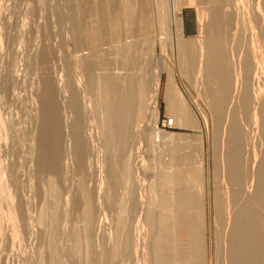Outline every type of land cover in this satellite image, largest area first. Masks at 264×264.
<instances>
[{
	"label": "rangeland",
	"instance_id": "374dc122",
	"mask_svg": "<svg viewBox=\"0 0 264 264\" xmlns=\"http://www.w3.org/2000/svg\"><path fill=\"white\" fill-rule=\"evenodd\" d=\"M123 1L95 0L97 5L94 3V6L92 0H0V264H237L236 258L234 261L232 257L236 255L232 248L239 243L237 237H243L238 234L246 228L248 222L253 225L246 235L251 240L241 239L239 245L246 246L251 256L249 264L254 260L253 264H264V208L255 196L256 193H264V184L261 182L264 171V24H261L264 23V16L259 15L261 23L256 21L259 12L264 13V1L222 0V6L217 8L225 25L211 30V36H218L226 56L221 80L223 77L228 78V82H225L228 88L226 86L222 97L215 96V90H211V87L218 88L217 80L206 85L208 80L199 74L201 51L198 50V43L210 38V32L205 36L199 32L191 39L180 37L178 27L174 29L175 26L168 20L171 18L170 1L160 3L158 0H134L133 3L130 0L134 6L129 11L124 9ZM199 1V5H187V0H178V16L182 19L183 13L192 11L197 15L194 21L200 29V14L212 15L216 9L213 11L210 1L201 0L202 4ZM199 6L207 12L203 8L204 12L201 11ZM131 13L133 17L136 16L134 21H129L133 20V17H128ZM160 14L163 15L161 19ZM211 15L208 21L214 26L215 17ZM165 19L171 27H167V24L164 28L161 26ZM144 20L154 22L150 21V24ZM74 22L81 24L79 28L83 30V34L78 35V41L90 50L93 57H101L99 59L102 63L98 57H94V64L99 63V66L92 64L93 67L90 65L87 68L83 64L81 67L83 85L80 100L86 98V106L91 101L90 105L94 109L90 119L84 118L82 127L88 149L85 157L87 160L84 158L83 164L89 163L88 167L83 164L82 167H86L89 172L82 167L81 171H75L71 159H63L66 156L63 157L64 150L70 151L71 146H66L62 141L63 175L56 179L55 198L53 189H50L52 175L49 177V172L46 175L48 170H44L46 177L40 174V167L36 169L40 161V141L36 140H40L42 131L45 80L57 81L63 75L62 64L67 56L65 50L68 47V53H72V42L77 39L74 32L77 25ZM91 28H99L100 31L93 35L87 32ZM143 38L144 41L141 40ZM149 38L151 42L153 40L154 50ZM131 41L135 42L134 46H138V51H135L134 46L131 47L136 55L139 54L137 57L125 47ZM139 41H142L145 49ZM144 43L151 45L145 47ZM260 45H263L262 49ZM148 47L152 48L153 56L147 52ZM105 49L112 50V53L108 51V56H104L107 53ZM120 50V54L126 53L124 57L118 54ZM129 51L133 57L127 54ZM100 52L108 59L104 64ZM141 53L146 55L143 58L145 62L148 60L144 64H150L147 67L151 68L144 65L145 72L151 73L156 62L164 60V68L173 70V78L167 72L162 76L157 104L158 118L152 114L150 99L142 108L137 107L135 100L130 107L124 106L129 113L123 121H119L116 115L121 108L119 103L123 101H119L122 94L117 93L121 90V82L118 83L117 76L113 79V74H125L130 65L143 64V59H140L142 57L138 58ZM45 54L47 59L41 60ZM109 54L113 55L109 57ZM114 55L122 61L124 59L126 65L129 63L127 68L123 62L119 64L120 59L115 61ZM257 58L263 66H258L261 63H257ZM240 59H243V66L239 63ZM108 64H114V67ZM111 67L116 69L111 70ZM85 73L88 77L86 81ZM97 75L100 76L99 81ZM171 79H174L182 95V99L177 96L176 99L178 102L180 100V107L186 112L184 116H178L171 110L173 107L169 106L166 91ZM88 80H92V83ZM241 80L249 84L244 85ZM135 82L128 81L133 98L136 94ZM63 93L61 96L57 94L60 97L56 96L57 100L62 101ZM244 95L246 100L242 99ZM218 98L220 105L213 108L219 112L216 115L209 102L212 99L217 102ZM242 100L248 102L247 105L243 106ZM61 101V112H65V103ZM189 110L194 113L193 116ZM188 113L191 118H188ZM165 119L174 120L171 129L163 127ZM148 124L155 129L151 130ZM85 131L88 135H85ZM233 131L244 134L243 139L231 137ZM158 132L172 137L173 141L167 143L162 138L154 145L151 138ZM164 142L168 144L167 147ZM234 145H237L236 148ZM175 155V159L171 158ZM138 164H142L140 170ZM185 168L190 170H187L184 180L189 174V178L195 181L191 188V202L185 205L182 202L178 204L176 200L170 204L168 200L165 209L164 192L157 195L156 183L159 177L162 182L173 178L174 170ZM65 197L70 199L67 201ZM71 197L75 198V202L79 200L73 207L67 205ZM89 201L92 206L88 204ZM89 210L95 212H92L95 216L91 217L95 231L93 228L87 229L85 235L87 224L84 217ZM186 211L187 214L184 213ZM180 212V216L185 218L177 228V214ZM160 213L162 218L172 221L167 220L166 224L171 227L162 235L158 233ZM195 225H198V229L195 228L197 237H190L191 232L188 231L193 230ZM257 237L260 243L253 242ZM192 240L197 245L195 256L191 247Z\"/></svg>",
	"mask_w": 264,
	"mask_h": 264
},
{
	"label": "bare ground",
	"instance_id": "6f19581e",
	"mask_svg": "<svg viewBox=\"0 0 264 264\" xmlns=\"http://www.w3.org/2000/svg\"><path fill=\"white\" fill-rule=\"evenodd\" d=\"M44 1V0H43ZM63 1V0H62ZM74 1V0H73ZM78 1V0H77ZM84 1V0H83ZM95 0H92V4L94 5V3L97 5V2H94ZM97 1V0H96ZM105 1V0H104ZM125 1V5H124V9H126L127 11H129V10H131V8L134 6H132V4L130 3V0H124ZM123 1V2H124ZM157 1V0H156ZM160 1V3L163 1H167V3H168V1H170V3H171V18L170 19H168V20H170L169 22H171V25H173V26H175V28L174 29H176V27H178L177 29H179V31H180V37H183V31H182V19L178 16L179 15V12H180V10H179V5H178V0H158V2ZM199 1V0H198ZM198 1L197 0H194V1H192V0H187V5L188 4H192V5H194L195 3H198ZM201 1V0H200ZM199 1V2H200ZM207 1H210V2H212V4H213V11H215V9H216V12H212V15H211V17L212 16H214L215 17V20H214V26H213V24L211 25L210 23H209V21H208V19H209V17L208 16H210L209 14H208V16L207 15H204V14H202L201 12V14H200V20H201V23H200V33L202 34H204V36H205V34L207 35L209 32H210V34L208 35V36H210V38H205L204 39V41H202L201 43H198V50H199V52L201 51V55H200V60H199V62H198V66H199V71H200V75L202 76V77H204L206 80H208L207 82H211L210 84L208 83V84H206V85H211L212 83H213V81H216L217 80V82H218V85H216V86H218V88L216 89V87H213V88H215V89H212V87L211 86H209V88L211 87V90H215V92L214 93H216V94H214L215 96H221L222 97V95H223V92H225V88H226V86H227V88H228V85H227V83H225V82H228V78H224L223 77V80H221V73H223L224 74V69H223V67H224V65H225V58H226V56H225V53H224V51H223V48L221 47V45L219 44V43H221V41L218 39V36L216 35V34H213L214 35V38L211 36V30H217L218 28H220L222 25H225V23H224V21L221 19V14L220 13H218V9L217 8H220V6H222V5H220V3H221V1L222 0H207ZM253 1V0H252ZM258 1V0H257ZM257 1L256 0H254V2H256L257 3ZM264 1V0H263ZM262 1V2H263ZM71 2V1H70ZM86 2H87V0H86ZM121 2H122V0H121ZM192 2V3H191ZM224 2V1H223ZM259 2H260V0H259ZM108 3V2H107ZM133 3H134V0H133ZM203 2L201 1V3L200 4H202ZM255 3V4H256ZM264 3V2H263ZM263 3H262V6H263ZM82 4V3H81ZM225 4V3H224ZM254 4V5H255ZM157 5H160V4H157ZM186 5V4H185ZM198 5H199V3H198ZM257 5H259V4H257ZM256 5V6H257ZM80 6V5H79ZM95 6V5H94ZM99 6V5H98ZM196 6H197V4H196ZM203 6V5H202ZM219 6V7H218ZM260 6V5H259ZM158 7V6H157ZM198 7V6H197ZM253 7V6H252ZM261 7V6H260ZM79 8V7H78ZM77 8V9H78ZM94 8V7H93ZM159 8V7H158ZM201 8H203V7H201V6H199V9H201ZM207 8V7H206ZM222 8V7H221ZM254 8V7H253ZM258 6H257V9L256 10H258ZM264 8V7H263ZM262 8V9H263ZM96 9V8H95ZM104 9V8H103ZM129 9V10H128ZM160 9V8H159ZM204 10H205V8H203ZM255 9V8H254ZM198 10V9H197ZM145 11V10H144ZM159 11V10H158ZM161 11V10H160ZM201 11H203L202 9H201ZM206 11V10H205ZM259 11V10H258ZM258 11H257V13H258ZM262 11V10H261ZM147 12H150V11H147ZM204 12V11H203ZM207 12V11H206ZM211 12V11H210ZM130 13V12H129ZM161 13V12H160ZM199 13V12H198ZM209 13V12H208ZM255 13V12H254ZM158 14V13H157ZM206 14V13H205ZM264 13H260L259 12V14H258V17H257V19H256V21L258 20V18H259V15L261 16H264L263 15ZM99 15V14H98ZM129 16V18L131 19L132 17H133V13H131V14H128ZM77 16H79L78 14H77ZM103 16V15H102ZM163 15H161L160 14V19H161V17H162ZM261 16V17H262ZM76 17V16H75ZM97 17V16H96ZM148 17H149V14H148ZM153 17V16H152ZM255 17V16H254ZM78 18V17H77ZM136 19V16L135 17H133V20H129V21H134L135 19ZM164 18H165V16H164ZM147 19H149V18H147ZM150 19H151V17H150ZM213 19V18H212ZM254 20H255V18H254ZM253 20V21H254ZM261 20V18L258 20V21H260ZM79 21V20H78ZM117 21V20H116ZM146 20H144L143 22H145ZM150 21H152V20H150ZM150 21H146L145 23H150ZM262 21L264 22V18L262 19ZM101 22V21H100ZM152 22H154V21H152ZM167 20L165 19V21L162 23V27L164 28L165 26H166V24H167ZM168 22V23H169ZM75 24L77 23V22H74ZM115 23V22H114ZM129 23V22H128ZM127 23V24H128ZM224 23V24H223ZM259 23H261V21L260 22H258V24ZM79 24V23H78ZM151 24V23H150ZM264 23H262L261 24V26L263 25ZM77 25V24H76ZM75 25V26H76ZM99 25V24H98ZM102 25V24H101ZM130 25V24H129ZM169 25L170 24H167V27H169ZM171 25H170V27H171ZM79 26H81V24L80 25H77L76 26V30H74V32L76 33V35L77 36H75V37H77V39L74 41V42H72V45H73V48H74V50L72 51V53H68V47L66 48V50H65V53H67V56L64 58V64H62L63 65V72H62V74L63 75H61L60 76V78L56 81V80H53V81H50L49 79H46L45 80V87L44 88H46V91H44L45 93H44V96H42V104H43V119H42V125H41V127H42V131L39 133L40 134V136H39V139L40 140H36V141H40V143H39V145H40V154H39V152H37L38 154H39V156H40V161H39V166H37V168L36 169H38V167H40V169H38L39 171H41V173L40 174H42V175H44L45 174V172H44V170L46 171V170H48V171H46V175H47V172H49V177H51L50 176V174L52 175V185H51V187H50V189H53V193H54V195H55V198H56V195H57V193H55L56 192V179H57V177L59 178V177H61L62 175H63V165H62V162H63V159L65 160V159H71V162L72 163H74L73 164V166H74V170L76 171V170H78V171H81V169L83 168L82 167V164H83V161H84V158L85 157H87V155H88V149L86 150V146H85V138H84V136H83V134H82V132H84L83 130H82V127H84V123H83V120H84V118H85V120H88V118L90 119V117L92 116V112H93V107H91V105H90V103H91V101H89L88 102V100L86 101V103L88 102L89 104H88V106H86V104H85V101L84 100H86V98H84L82 101L83 102H81V100H80V96H81V92H82V85H83V79L82 78H80V77H83L82 76V72H83V70H82V66H83V64H86L85 66L88 68L90 65L93 67L95 64H99V63H95L94 64V57H96V56H94L93 57V55L90 53V50L89 49H86L85 48V46L83 45V44H81V42H79L80 41V39H79V37H78V35H79V33H82V31H81V29L79 28ZM227 27V26H226ZM86 28V27H85ZM89 29V28H88ZM97 29H99V28H97ZM97 29H95L94 30V28L92 29L91 28V30H89V31H87V32H90L91 34H93L94 35V33L96 32V33H99V31H100V29L99 30H97ZM263 29H264V25H263ZM152 31V30H151ZM261 31H262V29H261ZM84 32H85V30H84ZM208 32V33H207ZM150 33V32H149ZM74 34V33H73ZM83 34V33H82ZM86 34V33H85ZM153 34V33H152ZM202 34V35H203ZM264 34V33H263ZM262 34V35H263ZM89 35V34H88ZM123 35V34H122ZM143 35H144V33H143ZM148 35V34H147ZM151 35V34H150ZM90 36V35H89ZM104 36H105V34H104ZM259 36H261V34L259 35ZM93 37H95V36H93ZM143 37H148V36H143ZM203 37V36H202ZM130 37H128V39H129ZM151 38V37H150ZM149 38V40H150V42H151V39ZM262 38V37H261ZM260 38V39H261ZM78 39H79V41H78ZM126 39V41H127V38H125ZM136 39H137V37H136ZM146 39V38H145ZM117 40H119V38L117 39ZM130 40V39H129ZM141 40H143L144 41V38L143 39H141ZM153 40H154V36H153ZM153 40H152V45L151 44H147L148 46L149 45H151V47L153 46ZM97 41V40H96ZM99 41V40H98ZM114 41H116V39L114 40ZM122 41V40H121ZM198 41V40H197ZM261 41V40H260ZM262 41H263V39H262ZM102 42H104V41H102ZM140 42V41H139ZM145 42H146V40H145ZM149 42V41H148ZM149 42V43H150ZM155 42V41H154ZM258 42H259V40H258ZM100 43V42H99ZM119 43V42H118ZM142 43V41L139 43V44H141ZM100 44H103L104 45V43H100ZM121 44H122V42H121ZM125 44H127L126 42H125ZM134 44H135V42L134 41H131L128 45H124L125 47H127V50L129 49V50H133L131 47L132 46H134ZM143 44V43H142ZM141 44V45H142ZM68 45V44H67ZM116 45H117V42H116ZM144 45H145V43H144ZM147 45H145V47L147 46ZM155 45V44H154ZM176 45V44H175ZM264 45V44H263ZM263 45H260V48H261V46L263 47ZM102 46V45H101ZM119 46H121V45H119ZM113 47H115V46H113ZM124 47V48H125ZM138 47V46H137ZM136 47V45L134 46V49H136L137 48ZM147 48L146 50H147V52L150 54V52H151V55L153 56L154 54H152V48ZM258 47V46H257ZM94 48V47H93ZM119 48V47H118ZM142 48H143V45H142ZM256 48V47H255ZM260 48H258V49H260ZM51 49V48H50ZM120 49V48H119ZM143 49H145V48H143ZM149 49L151 50V51H149ZM262 49V48H261ZM98 50H100V48H98ZM101 50H103V49H101ZM117 50V49H116ZM115 50V51H116ZM125 51H126V49H124ZM123 49H122V51H124ZM153 50H154V48H153ZM94 51V50H93ZM93 51H91V52H93ZM107 51V53H105ZM108 51L109 52H111L112 53V50H106L105 49V52L104 51H102V52H104L105 54H103V53H101L100 52V54H101V56H102V54L104 55V56H108V55H106V54H108ZM121 51V50H120ZM120 51H117V52H119L118 54H120V53H122V51L120 52ZM135 51H138L137 49L135 50ZM255 51V50H254ZM263 51H264V49H263ZM97 52V51H96ZM141 52H142V50H141ZM259 52V51H258ZM261 52V51H260ZM48 53V52H47ZM46 53V54H47ZM94 54H95V52H93ZM115 54H117L116 52H114ZM135 54L134 53V51H132L131 52V54ZM138 53V52H137ZM254 53V52H253ZM256 53H257V49H256ZM46 54L44 55V58L42 57H40L41 58V60H44V59H47V56H46ZM51 54H52V52H51ZM97 55L99 54V53H96ZM99 54V55H100ZM117 54V55H118ZM126 54V53H125ZM125 54H120V55H122L123 57L125 56ZM127 54L129 55V56H131L130 55V51L129 52H127ZM143 53H141V55L140 56H138V58L139 57H142V58H140V59H143L145 56H143L142 55ZM179 54H180V52H179ZM110 55H113V54H109V57H110ZM128 55H126V58L128 57ZM136 55V54H135ZM137 55H139V54H137ZM137 55H136V57H137ZM238 55H239V50H238ZM257 55V54H256ZM40 56V55H39ZM104 56H102V57H104ZM115 56V55H114ZM134 55H132L131 57H133ZM234 56V55H233ZM240 56H241V54H240ZM98 57V58H97ZM96 58L100 61V64L102 63V58L101 57H99V56H97ZM108 57V58H109ZM113 57V56H112ZM112 57H111V59H112ZM116 57V56H115ZM118 57H119V55H118ZM118 57H116V58H113L115 61H117L118 59H120V58H118ZM151 57V56H150ZM257 57V56H256ZM93 58V59H92ZM95 58V59H96ZM99 58H101V59H99ZM105 58L107 59V57H104L103 59L105 60ZM118 58V59H117ZM254 58H255V56H254ZM263 58V57H262ZM97 59H96V61H97ZM117 59V60H116ZM129 59H130V57H129ZM132 59V58H131ZM133 59H135V58H133ZM146 59V58H145ZM151 59V58H150ZM153 59V58H152ZM154 59H155V57H154ZM153 59V60H154ZM158 59V58H157ZM243 59H245V58H243ZM243 59L241 60L240 59V61H239V63L243 66V64L242 63H244L243 62ZM258 59V58H257ZM103 60V64H104V62L106 63V61H108V59L107 60H105L104 61ZM264 59H262V61H263ZM91 61H92V63H91ZM115 61H113L114 62V64H115ZM123 61H125L124 59H123ZM122 61V59H120V65H121V62H123ZM139 61V63L140 62H142V61H140V60H138ZM148 60L146 59V62H147ZM150 61V60H149ZM164 61V60H163ZM163 61H160V60H158L157 62H156V65H154L155 63L154 62H152V60L150 61V63H154L153 65H154V68L152 69V71H150L151 73H149V71H146L145 72V70H144V65H146L145 67H147V66H149L150 64H144V62H145V60L143 59V66L140 64V65H138V63H135V64H132V65H130V67L127 69V71L125 72V74H116V73H111V74H113V79H114V76H117V79H119L118 80V83H120L121 82V84H119V86L121 87V90H120V92L118 91V90H116V91H118V93L117 94H119L120 93V95L122 94V99H120L121 97H119V96H116V97H119V101L121 102V101H123L121 104L119 103V106L121 107L120 109H119V111H118V113H117V115L116 116H119L118 118H120L119 119V121H123V119H124V117L125 116H127L128 115V113H127V108L128 107H130L131 106V104H133V103H135V100H136V105H137V107L138 106H140L141 108L144 106V105H146L147 104V102H148V100L150 99V104H152L151 105V110H152V114H153V116L154 117H156V118H158L157 116H158V109H157V104H158V98H159V95H160V92H161V86H162V76H163V74L165 73V72H167L168 73V75L170 76V77H172L173 78V70H171V69H165L164 68V64L163 63H165V62H163ZM98 62V61H97ZM112 62V61H111ZM112 62V63H113ZM126 62H127V59H126ZM145 62V63H146ZM258 62H260L261 63V60H259L258 59V61H257V63ZM45 63V62H44ZM110 63V62H109ZM128 63V62H127ZM82 64V65H81ZM92 64H94V65H92ZM113 64V65H114ZM118 64V63H117ZM117 64H115L116 66H118ZM123 65H126L124 62L122 63ZM129 64V63H128ZM127 64V65H128ZM259 64V63H258ZM264 64V63H263ZM108 65H110V64H108ZM113 65H110V66H113ZM119 65V66H120ZM127 65L126 66H124L125 68H127ZM187 65H189L190 66V68L192 67V65L191 64H189V63H187ZM99 66V65H98ZM103 66V65H102ZM196 66V65H195ZM197 66V67H198ZM259 67L260 66H263L262 65V63L260 64V65H258ZM97 67V66H96ZM107 67V66H106ZM109 67V66H108ZM107 67V68H108ZM114 67V66H113ZM113 67H111V70H113V69H116V68H113ZM99 68V67H98ZM113 68V69H112ZM147 68H150V67H147ZM264 68V67H263ZM96 69V68H95ZM151 69V68H150ZM111 70H109V71H111ZM120 70V69H119ZM119 70H117V72L119 71ZM250 70V69H249ZM58 72V71H57ZM105 72V71H104ZM113 72V71H112ZM119 72H122V71H119ZM148 72V73H147ZM86 73H89V75L91 74L90 72H86ZM86 73H85V81H86V79H88V77H86ZM93 74V73H92ZM99 74V73H98ZM107 74V73H106ZM110 74V73H109ZM110 74V75H111ZM182 74H184V73H182ZM89 75H87V76H89ZM184 75H187V74H184ZM98 76V81H99V75H97ZM47 78V77H46ZM75 78V80H73ZM219 78V79H218ZM54 79V78H53ZM116 79V80H117ZM73 80V82H71ZM89 81V80H88ZM111 81V80H110ZM120 81V82H119ZM128 81H136L135 83L137 84L136 85V94H135V96H134V98H133V96H132V94H131V92H130V86H129V84H128ZM170 81V80H169ZM242 82H243V84L244 85H248L249 84V82H245V80H241ZM43 82H44V80H43ZM89 82H91L92 83V80L91 81H89ZM173 82V83H172ZM206 83V82H205ZM114 84V83H113ZM117 84V83H116ZM128 84V85H127ZM201 84V83H200ZM192 85V84H191ZM111 86H114V85H111ZM118 86V85H117ZM127 86V87H126ZM193 86V85H192ZM111 88H114V87H111ZM115 88H116V86H115ZM119 88V87H118ZM120 89V88H119ZM113 90V89H112ZM210 90V89H209ZM84 91V90H83ZM115 90H113V92H114ZM63 93V95H64V98L62 99V101H63V103H65V105L63 104V103H61L62 104V106L64 105V110H65V112L63 111V112H61V105H60V101H61V99H59V100H57V98L59 97V96H61L62 95V93H61V95L59 94V93ZM167 97H168V103H169V106L170 107H173L171 110L174 112V113H177V115L178 116H184L185 114H186V112L183 110V107H180V104H181V102H180V100H179V102L177 101V99H176V96L177 97H181L182 95H180V91L178 90V86L176 85V83L174 82V79H173V81H172V79H171V82L169 83V86L167 87ZM210 92V91H209ZM212 92V91H211ZM227 92V91H226ZM242 92H244L243 90H242ZM114 93H116V92H114ZM113 93V94H114ZM57 94H59V96L57 95ZM190 94V93H189ZM212 94V93H211ZM210 94V95H211ZM212 94V95H213ZM104 95V94H103ZM116 95V94H115ZM56 96H58V97H56ZM63 97V96H62ZM61 97V98H62ZM105 97H106V94H105ZM114 97V96H113ZM116 97H115V99H116ZM221 97H220V99H221ZM60 98V97H59ZM245 98H247L245 95L242 97V99H244V100H246ZM90 99V98H89ZM167 99V98H166ZM181 99H182V97H181ZM117 100V99H116ZM133 100V102H131ZM61 101V102H62ZM113 101V100H112ZM118 101V100H117ZM118 101V102H119ZM115 102V101H114ZM117 102V103H118ZM177 102L179 103V104H177ZM205 102V101H204ZM242 105L244 106V104H246L247 105V103L248 102H246V101H243L242 100ZM116 103V104H117ZM250 104V103H249ZM115 105V104H114ZM207 105H208V103H207ZM209 105L212 107V110H213V108L214 107H217V106H219L220 105V100H219V98L217 99V102L215 101V102H213V99H212V101H210L209 102ZM209 105H208V107H209ZM261 105V104H260ZM124 106L125 107H127V108H124ZM125 110H124V109ZM185 108H187V106L185 107ZM189 108V107H188ZM66 109H67V112H66ZM181 110V111H180ZM183 110V111H182ZM123 111H125V115H124V112ZM140 111V110H139ZM189 111H191V110H189ZM216 111V115H218L219 114V112H217V110L216 109H214L213 110V112H215ZM212 112V111H211ZM210 112V113H211ZM62 113H64V114H62ZM191 113V116H193L194 115V113H192V111L190 112ZM212 114V113H211ZM144 115V114H143ZM213 115V114H212ZM105 116V115H104ZM110 116V115H109ZM139 116V115H138ZM187 116H188V118H191L190 117V115H189V113L187 114ZM127 118V117H126ZM141 118V117H140ZM155 118V119H156ZM110 119V118H109ZM153 119V118H152ZM235 120V119H234ZM233 120V121H234ZM88 122V121H87ZM90 122V121H89ZM132 122V121H131ZM148 122H150V121H148ZM235 122V121H234ZM112 123H113V121L111 122V125H112ZM151 123V122H150ZM206 123V122H205ZM41 124V123H40ZM108 125V124H107ZM149 126H150V124H148ZM148 126V127H149ZM109 127H110V125H109ZM111 127H113V126H111ZM116 127H117V124H116ZM121 128H122V126H120ZM153 128H151V126H150V128H151V130H153V129H155V127L154 126H152ZM86 129V128H85ZM126 130H127V128H125ZM130 129V128H129ZM141 129V128H140ZM144 129V128H143ZM147 129V128H146ZM88 130V129H87ZM126 130H125V132H126ZM132 130V129H131ZM134 130V129H133ZM91 131V130H90ZM107 131H108V129H107ZM137 131H139L138 129H137ZM123 132V131H122ZM140 132V131H139ZM234 132V134L233 135H231V137L232 136H238L239 137V139H243V135L241 134V133H239V132H235V131H233ZM92 133V132H91ZM106 133H108V132H106ZM144 133V132H143ZM142 133V134H143ZM88 135V133H86V131H85V135ZM111 134V133H110ZM122 135H123V133H122ZM89 136H91V135H89ZM106 136H108V134L106 135ZM105 136V137H106ZM87 137V136H86ZM92 137V136H91ZM237 137V138H238ZM89 138V137H88ZM109 138V137H108ZM165 139V142H167V143H169V141L170 142H172L173 141V138L171 137L170 138V136H168V135H164L163 133H159L158 132V134L157 135H155V137H153V138H151V140H152V142L154 143V145L155 144H157V142L158 141H161V139ZM92 139V138H91ZM234 139V138H233ZM232 139V140H233ZM35 140V139H34ZM33 140V141H34ZM89 140V139H88ZM98 140V139H97ZM129 140V139H128ZM238 140V139H237ZM62 141H64L65 142V145L67 146V145H70L71 146V149H70V151H68L67 149H65L64 150V155H63V159H62V147H63V145L61 144V143H64V142H62ZM91 141V140H90ZM99 141V140H98ZM151 142V143H152ZM164 142V144H165V146L167 147L168 146V144L167 143H165ZM238 142V141H237ZM88 143V142H87ZM91 143V142H90ZM159 143V142H158ZM236 143V142H235ZM32 144V143H31ZM36 144V143H35ZM60 144H61V148H60ZM98 144V143H97ZM99 145V144H98ZM153 145V146H154ZM37 146V145H36ZM235 146V148H236V146L237 145H234ZM30 147H32V146H30ZM38 148V149H39ZM65 148V147H64ZM63 148V149H64ZM32 150H33V147L31 148ZM34 149H37V148H35V146H34ZM62 150V151H61ZM237 150V149H236ZM35 151H37V150H35ZM87 151V152H86ZM97 151V150H96ZM233 151V150H232ZM234 151H235V149H234ZM238 151V150H237ZM87 153V154H86ZM234 153V152H233ZM34 154V153H33ZM86 155V156H85ZM108 155V154H107ZM234 155H237V154H234ZM234 155H232V156H234ZM35 156V155H34ZM239 156V155H238ZM33 157V156H32ZM31 157V158H32ZM36 157H38L37 155H36ZM107 157V156H106ZM175 157H176V155L175 156H171V158H173V159H175ZM39 159V158H38ZM86 159V158H85ZM140 159V158H139ZM32 160V159H31ZM87 160V159H86ZM178 160V159H177ZM235 160V159H234ZM35 161H36V158H35ZM235 161H237V160H235ZM38 162V161H37ZM69 163H70V161H68ZM88 162V161H87ZM239 162V161H238ZM66 163H67V160H66ZM71 163V164H72ZM85 163V165H86V167H88V164L89 163H87L86 164V162H84ZM231 163V162H230ZM232 163H233V161H232ZM37 164V163H36ZM35 164V165H36ZM38 165V164H37ZM65 165H68V167L70 166L69 164H65ZM84 165V164H83ZM84 165V166H85ZM91 165V164H90ZM126 165V164H125ZM139 166V170L142 168L141 166H142V164H138ZM235 165V164H234ZM263 165H264V163H263ZM72 166V165H71ZM127 166V165H126ZM201 166H202V164H201ZM231 167H232V164L230 165ZM44 167H45V169H44ZM82 167V168H81ZM86 167L85 168H83V169H86ZM91 167V166H90ZM90 167L88 168V169H90ZM141 167V168H140ZM234 167V166H233ZM71 168V167H70ZM264 168V167H263ZM262 168V169H263ZM72 169V168H71ZM233 169V168H232ZM87 170V169H86ZM136 170V169H135ZM138 170V171H139ZM187 170H190L189 168H185V169H182V170H174L173 171V174H174V177L172 178V177H170L169 179H166V180H162V182L160 181V177H159V180L157 181V183H156V188H157V195L158 194H160V193H162V192H164V195H165V198H164V200H163V205H164V207H165V209H167V207H166V205H167V201L168 200H170V204H171V201H176L177 200V202H178V204L180 203V202H182V204H185V205H187V204H189L190 202H191V188H192V186L194 185V179L193 178H189V174H188V176H187V179L186 180H184V177L187 175ZM88 171V170H87ZM182 171V172H181ZM83 172V171H82ZM82 172H80V173H82ZM89 172V171H88ZM105 172V171H104ZM262 172V171H261ZM39 174V173H38ZM87 174V173H86ZM238 174V173H237ZM46 175H44V176H46ZM83 175L85 176V174H84V172H83ZM261 175V174H260ZM40 177V176H39ZM46 177H48V176H46ZM45 177V178H46ZM258 177V176H257ZM235 178V177H234ZM259 178V177H258ZM61 179V178H60ZM184 180V181H183ZM235 180H237V179H235ZM146 181V180H145ZM237 182V181H236ZM261 182H262V184H264V171L262 172V177H261ZM44 183H45V179H44ZM149 183V182H148ZM181 183V184H180ZM258 183H259V186L261 185L260 184V182L258 181ZM39 184V183H38ZM37 184V185H38ZM41 184V183H40ZM42 184H43V182H42ZM188 185V186H187ZM44 186H45V184H44ZM113 186V185H112ZM152 188H154V187H152ZM170 188V189H169ZM101 189H102V187H101ZM143 189H144V187H143ZM154 190V189H153ZM166 190V191H165ZM72 191V190H71ZM143 191V190H142ZM171 191V193H169V195L167 194V192H170ZM39 193V192H38ZM70 193V192H69ZM68 192H67V194H69ZM73 194V193H72ZM84 194V193H83ZM68 196V195H67ZM70 196H72V195H70ZM256 197H258V202L263 206V208H264V193H256V195H255ZM69 197V196H68ZM78 197V196H77ZM66 198V197H65ZM72 198V200H70L69 202H70V204H69V202H68V204L67 205H69V206H74V205H76V203H78V201L77 202H75L76 200H75V198L74 197H71ZM74 198V199H73ZM159 196H157V199L159 200ZM255 198V197H254ZM70 198H68V200H69ZM78 199H80V198H78ZM65 200V199H64ZM66 200H67V198H66ZM66 200H65V202H66ZM67 200V201H68ZM75 200V201H74ZM255 200H256V198H255ZM81 201V200H80ZM85 201V200H84ZM83 201V202H84ZM75 202V203H74ZM256 202V201H255ZM90 203V201L88 202V204ZM64 204H66V203H64ZM85 204H86V201H85ZM257 204V203H256ZM90 205H91V203H90ZM66 206V205H65ZM72 206V207H73ZM92 206V205H91ZM90 206V207H91ZM98 207V206H97ZM261 208V207H260ZM55 209V208H54ZM68 209V208H67ZM95 209V208H94ZM262 209V208H261ZM98 210V209H97ZM19 212L21 213L22 211H20L19 210ZM92 210H89L88 212H87V214H86V216L84 217V222L87 224V227H86V230H85V228H84V234L86 235L87 234V229H91V228H93V227H95L93 224H92V216L94 217L95 215L93 214L92 215ZM187 212L188 211H186V212H184L185 214H187ZM190 212H192L191 210H190ZM244 212V211H243ZM93 213H95V212H93ZM161 214L162 213H160L159 214V216H158V218H159V222H158V225H159V228H158V233L160 234V235H162V233L163 232H168L169 230L168 229H170V225L169 224H166V222H167V220H168V222H171L172 223V221H171V219H169V218H162L161 217ZM247 214V213H246ZM167 215H170V213H168ZM181 215V212H180V214L178 213L177 214V217L179 216V223H176V225L175 226H177V228H178V226L180 227V225H181V220L182 219H184L185 217H183V216H180ZM242 216H243V214H242ZM97 217V216H96ZM173 217H174V215H173ZM250 217V216H249ZM23 218H24V216H23ZM30 218V217H29ZM102 218V217H101ZM157 218V217H156ZM248 218V217H247ZM105 219V218H104ZM243 219V218H242ZM246 219V218H245ZM24 220V219H23ZM32 220V219H31ZM234 220V219H233ZM252 220V219H251ZM66 221V220H65ZM187 221V219L184 221V222H186ZM245 221V220H244ZM249 221V220H248ZM103 221H101V223H102ZM24 223V222H23ZM63 223V222H62ZM106 223V222H105ZM241 223V222H240ZM26 224V223H25ZM166 224V225H165ZM244 224V223H243ZM253 224H255V223H253ZM23 225V224H22ZM27 225V224H26ZM193 225V224H192ZM199 225V224H198ZM198 225H195V226H193V230H190L189 229V231L188 232H191V234H190V237H197V234L198 233H196L195 232V228L196 227H198ZM25 226V225H24ZM28 226V225H27ZM100 226V225H99ZM200 226V225H199ZM237 226V225H236ZM241 226V225H240ZM70 227V226H69ZM242 227V226H241ZM246 228L244 229H242V230H240V232H239V234H238V236H243V237H237L238 239H239V243L238 244H236L235 245V243H234V245H235V247H233L232 248V251L234 252V255H235V253H236V255L235 256H232L233 258H234V261H235V258H236V263L237 264H249V260H250V254H249V252H247V250H246V246L244 247V245L242 244L241 246L239 245L240 244V240L241 239H244L245 241H250L251 240V238L250 237H247L248 235L247 234H249V232H250V229H251V227H253V225L250 223V222H248V223H246V226H245ZM27 228V227H26ZM100 228V227H99ZM98 227H97V229H99ZM256 228V227H255ZM95 228H93V230H94ZM96 229V230H97ZM196 229H198V228H196ZM28 230V229H27ZM92 230V231H93ZM67 231H68V229H67ZM95 231V230H94ZM235 231V230H234ZM91 231H89V233H90ZM30 233V232H29ZM258 233V232H257ZM91 234V233H90ZM260 234V233H259ZM98 235V234H97ZM111 235V234H110ZM247 235V236H246ZM185 236H186V234H185ZM188 239H190V238H188ZM193 239V238H192ZM235 239V238H234ZM97 240V239H96ZM180 240V239H179ZM235 241V240H234ZM254 243L256 242H259L258 241V237H257V239L256 240H254L253 241ZM252 242V243H253ZM261 242V241H260ZM259 242V243H260ZM186 243V242H185ZM233 243V242H232ZM253 243V244H254ZM182 244V243H181ZM259 246H260V244H258ZM257 246V245H256ZM191 247H192V251H193V254H194V256H195V254L197 253V245H196V243L192 240V245H191ZM253 248V247H252ZM251 248V249H252ZM61 250V249H60ZM94 251V250H93ZM260 251V250H259ZM7 254V253H6ZM179 255V254H178ZM259 257V256H258ZM256 258V257H255ZM254 258V259H255ZM180 259V258H179ZM64 261V260H63ZM178 261H180V260H178ZM205 260H203V263H205L204 262ZM233 261V262H234ZM255 261V260H254ZM251 262L252 264L253 263H255V262ZM257 262H258V259H257ZM232 263V262H231ZM175 264H176V262H175ZM181 264H183V263H181ZM190 264H192V263H190Z\"/></svg>",
	"mask_w": 264,
	"mask_h": 264
},
{
	"label": "crops",
	"instance_id": "0c3cea01",
	"mask_svg": "<svg viewBox=\"0 0 264 264\" xmlns=\"http://www.w3.org/2000/svg\"><path fill=\"white\" fill-rule=\"evenodd\" d=\"M196 14L192 11L185 12L182 14V31H183V38L191 39L195 38L196 35L199 33V26L194 18H196Z\"/></svg>",
	"mask_w": 264,
	"mask_h": 264
},
{
	"label": "built area",
	"instance_id": "2783aa9c",
	"mask_svg": "<svg viewBox=\"0 0 264 264\" xmlns=\"http://www.w3.org/2000/svg\"><path fill=\"white\" fill-rule=\"evenodd\" d=\"M174 126V120L173 119H165L163 122V127L165 129H171Z\"/></svg>",
	"mask_w": 264,
	"mask_h": 264
}]
</instances>
